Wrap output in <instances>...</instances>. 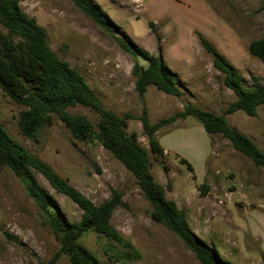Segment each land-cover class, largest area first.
I'll return each mask as SVG.
<instances>
[{
  "label": "rangeland",
  "instance_id": "1",
  "mask_svg": "<svg viewBox=\"0 0 264 264\" xmlns=\"http://www.w3.org/2000/svg\"><path fill=\"white\" fill-rule=\"evenodd\" d=\"M108 18L105 28L72 0H20L25 12L47 31L53 51L85 77L104 106L119 116L131 114L128 131L150 154L151 172L167 186L190 228L214 246L231 264H264V167L235 149L222 134H209L193 116L178 117L156 133L164 155L151 152L141 116L151 123L167 119L193 102L225 114L230 124L264 151V104L256 116L243 110L227 113L236 100L224 74L213 66L199 36L214 44L240 69L245 86L252 77L264 82V64L248 51L251 40L264 33V0H92ZM149 21H154L152 32ZM129 36L153 54L162 46L164 59L182 94H167L149 85L136 90L133 66L142 59L125 50L117 36ZM157 37L160 38L158 41ZM24 105L0 87V123L20 144L40 157L95 204L122 195L111 222L129 240L125 247L93 230L81 243L112 264H201L195 253L166 225L152 219V206L134 174L98 139L81 140L54 117L34 136L24 135L19 114ZM94 124L98 116L84 106L71 108ZM185 158L188 164L182 161ZM35 174L71 221L83 210ZM60 241L29 192V181L0 166V264H72L60 253Z\"/></svg>",
  "mask_w": 264,
  "mask_h": 264
},
{
  "label": "trees",
  "instance_id": "2",
  "mask_svg": "<svg viewBox=\"0 0 264 264\" xmlns=\"http://www.w3.org/2000/svg\"><path fill=\"white\" fill-rule=\"evenodd\" d=\"M86 14L108 28L104 11L92 0H72ZM156 32L154 21H149ZM121 46L147 65L136 62L133 74L135 87L143 94L149 85L174 96L182 90L164 59L162 46L153 54L134 42L129 36H117ZM158 41L160 38L157 37ZM201 45L210 54L213 66L224 74L225 84L235 93L236 100L227 113L243 110L256 116L258 107L264 104V82L253 76L252 87L245 86V79L225 54L212 42L199 36ZM249 53L264 64V33L248 44ZM0 87L16 103L25 106L19 114V127L26 136H34L54 117L61 120L81 140L98 139L109 149L137 179L144 196L152 206L151 217L170 228L196 255L201 264H231L220 252L189 226L185 211L166 195L167 186L157 181L151 172L150 154L138 141L135 131H128L131 114L119 116L104 106L102 100L86 82L84 75L68 61L61 59L51 48L46 29L34 16L25 12L20 0H0ZM84 106L98 116L96 124L86 115L77 114L71 108ZM193 116L202 123L209 134H222L232 146L257 165L264 167V151L238 128L232 126L225 114H217L188 102L174 116L151 123L146 111L141 116L143 133L148 138L152 153L164 155L165 150L157 131L178 117ZM182 161L193 166L185 158ZM0 166L9 167L15 175L29 181V192L37 201L44 217L60 241V253L69 256L72 264H112L101 260L81 243L82 235L93 230L125 247L133 248L112 224L111 218L117 206L122 205V195L114 190L109 200L95 204L67 179L61 177L50 164L18 143L0 123ZM35 171L42 174L59 193L67 195L83 210L79 221H71L61 210L52 194L40 183Z\"/></svg>",
  "mask_w": 264,
  "mask_h": 264
}]
</instances>
